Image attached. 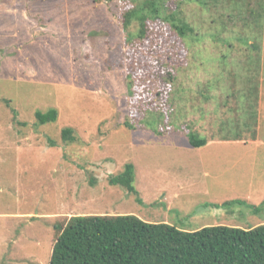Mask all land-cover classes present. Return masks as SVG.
Segmentation results:
<instances>
[{
  "label": "rangeland",
  "instance_id": "obj_1",
  "mask_svg": "<svg viewBox=\"0 0 264 264\" xmlns=\"http://www.w3.org/2000/svg\"><path fill=\"white\" fill-rule=\"evenodd\" d=\"M130 1L0 0V264H50L54 226L73 216L264 225V0H237L244 14L235 0H165L144 43L124 27ZM247 76L256 142L230 144ZM50 109L57 121L38 124ZM126 164L140 202L108 181Z\"/></svg>",
  "mask_w": 264,
  "mask_h": 264
},
{
  "label": "trees",
  "instance_id": "obj_2",
  "mask_svg": "<svg viewBox=\"0 0 264 264\" xmlns=\"http://www.w3.org/2000/svg\"><path fill=\"white\" fill-rule=\"evenodd\" d=\"M234 3L241 13L252 12L250 3L237 0ZM130 4L124 27L129 30L133 23H138L137 38L144 43L153 32L151 20L162 18L166 2L131 0ZM242 4L243 7L248 6L246 12ZM174 28L181 34L188 30V26L183 24ZM239 80L235 81L239 83ZM248 81L252 83L246 94L249 96L248 101L242 107L241 117L236 116L228 129V140L232 143L242 142L244 137L250 135L253 138L249 142H256L259 86L258 81L254 83L249 76ZM6 104L10 105V102ZM246 105L248 110L251 109L249 114L244 111ZM35 118L40 125L55 123L58 111H38ZM73 133L72 129L66 128L62 131V140L75 142ZM187 138L194 148L204 147L208 142V139H201L196 134H190ZM54 144L50 142L52 147ZM108 181L111 186L124 188L140 202L134 186L135 168L132 164H126L122 172L109 177ZM54 229L55 241L50 264H264V225L251 229L205 227L188 232L165 223H147L133 215H91L70 217L55 224Z\"/></svg>",
  "mask_w": 264,
  "mask_h": 264
},
{
  "label": "crops",
  "instance_id": "obj_3",
  "mask_svg": "<svg viewBox=\"0 0 264 264\" xmlns=\"http://www.w3.org/2000/svg\"><path fill=\"white\" fill-rule=\"evenodd\" d=\"M214 138H215V137H211L210 139H214ZM214 140H217V138H215ZM215 143H216V142H215ZM215 143H214V144H215ZM229 143H230V144H238V143H231V142H229ZM214 144H213V145H214ZM209 145H210V144H209ZM209 145H208V146H209ZM183 190H185L184 187H181V186H180V187H179V191H183ZM137 192H138V191H137ZM167 200H168V199L165 197V198H164V201L166 202ZM165 224H166V223H165Z\"/></svg>",
  "mask_w": 264,
  "mask_h": 264
}]
</instances>
